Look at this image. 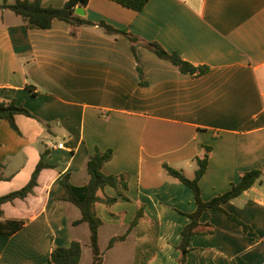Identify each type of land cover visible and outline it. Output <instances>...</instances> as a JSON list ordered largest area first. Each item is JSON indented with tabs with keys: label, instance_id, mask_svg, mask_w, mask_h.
Masks as SVG:
<instances>
[{
	"label": "crops",
	"instance_id": "obj_1",
	"mask_svg": "<svg viewBox=\"0 0 264 264\" xmlns=\"http://www.w3.org/2000/svg\"><path fill=\"white\" fill-rule=\"evenodd\" d=\"M77 5L84 11L78 16L94 24L54 18L47 28H25L0 7V100L13 99L32 114L14 115L17 130L0 119V195L28 181L41 153L50 165L25 198L0 205V221L25 219L12 234L0 233V264H41L53 246L72 239L81 243L77 264L86 247L83 264L90 263L87 224L72 225L78 209L55 196L64 173L74 185L86 183L85 161L96 148L111 150L105 173L127 176L124 197L108 185L97 191L117 197L94 204L101 264H179L180 232L195 203L163 164L190 178L195 157L208 147L197 182L203 200L245 171L261 169V177L220 205L249 229L206 208L183 264H264V0H147L138 11L113 0ZM100 20L138 40L106 33ZM149 41L206 72H181L148 49ZM137 209L141 216L131 227ZM119 220V234L111 232Z\"/></svg>",
	"mask_w": 264,
	"mask_h": 264
},
{
	"label": "trees",
	"instance_id": "obj_2",
	"mask_svg": "<svg viewBox=\"0 0 264 264\" xmlns=\"http://www.w3.org/2000/svg\"><path fill=\"white\" fill-rule=\"evenodd\" d=\"M87 0H65L61 6L55 7L51 5L42 6L41 0H14L11 3H7L3 0L0 3V7H6L11 9L16 15H18L23 22L25 28H47L51 25L54 18L63 20L73 25L94 24L92 21L85 19L84 17L74 14V7L80 2L84 4ZM122 6L133 10H140L147 0H113ZM106 33L109 34H122L129 39L131 43L138 40L137 36L124 29H117L112 25L100 20L96 23ZM145 46L150 49L156 56L170 61L172 64L184 73L191 75L202 74L206 72V66H194L187 61L181 59L175 53L167 52L158 43L149 41L144 42ZM15 114H23L26 116H32L31 112L20 103H16L15 100L9 101L0 100V119H5L11 128L17 130L14 122ZM209 147L204 152L201 158L195 157L196 168L192 177H187L180 169H176L167 164H163V168L170 176L178 179L180 182L187 185L192 192L193 200L195 203V209L191 213H187L186 216L189 221L182 227L181 236L177 248L180 251L179 264H183L184 255L188 250L189 237L195 232V226L199 215L206 208H213L222 211L228 218L238 223L243 230L249 229L247 224L237 219L233 215L226 213L221 208V203L231 200L232 198L240 195L244 190L249 188L255 181L261 177V169H251L240 174L238 179L231 183L230 187L223 193L214 196L208 200H203L200 197L198 179L204 173L207 165V152ZM111 156V150L105 149L103 151L97 148L90 154H88L85 161V169L88 174L86 183L82 185H74L69 181V174L64 173L58 180L60 190L55 196L56 200L68 201L73 204L79 211V217L72 220L71 224L76 225L81 222H85L88 227V246L91 251V261L89 264H101L102 253L98 245V227L101 223V219L96 214L94 204L96 202H104L109 205L117 200V197H104L101 198L97 194L98 190H101L104 186H111L116 190L118 196L124 197L121 192V188H126L127 176L124 173H105L102 169L104 162H106ZM44 167H50L49 164L42 160V153L35 164L34 169L28 181L18 189L9 191L0 195V205L5 202H11L14 199H23L29 193L33 191L34 186L37 184V176L40 170ZM141 210L137 209L130 226H134L141 216ZM2 215V209L0 208V216ZM25 219H5L0 221V233L12 234L18 230L24 223ZM124 237L123 234L115 235L111 237L107 243V247L111 246L115 241ZM81 255V243L72 239L67 246H53L50 250L48 258L41 264H77Z\"/></svg>",
	"mask_w": 264,
	"mask_h": 264
},
{
	"label": "rangeland",
	"instance_id": "obj_3",
	"mask_svg": "<svg viewBox=\"0 0 264 264\" xmlns=\"http://www.w3.org/2000/svg\"><path fill=\"white\" fill-rule=\"evenodd\" d=\"M76 209V208H75ZM124 216H122V215H120V218L122 219ZM101 218V217H100ZM125 218V217H124ZM133 218V217H132ZM124 222V221H123ZM122 224V221L121 220H119L118 221V224L117 225H113L112 226V229H110V231L111 232H114V233H117V234H119V229H120V225ZM77 231V230H76ZM85 231H86V235L84 234H82L81 233V230L79 231V236H80V240H82L83 242L84 241H87V228H86V226H85ZM86 247V246H85ZM90 255V252H89V250H88V248L86 247L85 249H84V253H83V255H82V260H81V263L80 264H83V263H85L86 261H87V257Z\"/></svg>",
	"mask_w": 264,
	"mask_h": 264
},
{
	"label": "water",
	"instance_id": "obj_4",
	"mask_svg": "<svg viewBox=\"0 0 264 264\" xmlns=\"http://www.w3.org/2000/svg\"><path fill=\"white\" fill-rule=\"evenodd\" d=\"M80 4V2L78 3ZM74 14L76 15H83L84 11L80 5H76L73 10Z\"/></svg>",
	"mask_w": 264,
	"mask_h": 264
},
{
	"label": "built area",
	"instance_id": "obj_5",
	"mask_svg": "<svg viewBox=\"0 0 264 264\" xmlns=\"http://www.w3.org/2000/svg\"><path fill=\"white\" fill-rule=\"evenodd\" d=\"M61 145H62L61 143H58V144H57V146H59V147H61Z\"/></svg>",
	"mask_w": 264,
	"mask_h": 264
}]
</instances>
